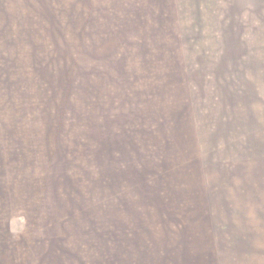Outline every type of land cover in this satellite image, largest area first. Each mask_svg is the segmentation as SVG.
<instances>
[{
	"label": "rangeland",
	"instance_id": "374dc122",
	"mask_svg": "<svg viewBox=\"0 0 264 264\" xmlns=\"http://www.w3.org/2000/svg\"><path fill=\"white\" fill-rule=\"evenodd\" d=\"M0 264H264V0H0Z\"/></svg>",
	"mask_w": 264,
	"mask_h": 264
}]
</instances>
